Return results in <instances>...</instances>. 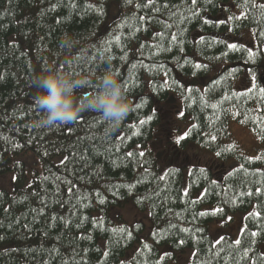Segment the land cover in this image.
I'll list each match as a JSON object with an SVG mask.
<instances>
[{"label": "trees", "instance_id": "16d2710c", "mask_svg": "<svg viewBox=\"0 0 264 264\" xmlns=\"http://www.w3.org/2000/svg\"><path fill=\"white\" fill-rule=\"evenodd\" d=\"M108 62L131 104L119 129L92 110L39 123L35 73L74 66L86 95ZM263 71L264 0H0V178L11 185L0 186V264H185L187 250L188 264H264ZM172 99L177 129L159 159V108ZM190 146L215 158L178 162ZM130 206L147 212L145 235L116 210ZM234 214L237 240H213L212 224Z\"/></svg>", "mask_w": 264, "mask_h": 264}, {"label": "clouds", "instance_id": "9594fccd", "mask_svg": "<svg viewBox=\"0 0 264 264\" xmlns=\"http://www.w3.org/2000/svg\"><path fill=\"white\" fill-rule=\"evenodd\" d=\"M62 43L71 50L72 38L68 33L62 36ZM96 84L86 95L78 90L88 79L74 66L60 67L55 63L45 65L31 78L35 88V105L41 110L39 123L57 125L78 118L88 110L101 113L108 131L119 129L128 114L131 104L120 74L108 62L102 72L95 74Z\"/></svg>", "mask_w": 264, "mask_h": 264}, {"label": "rangeland", "instance_id": "374dc122", "mask_svg": "<svg viewBox=\"0 0 264 264\" xmlns=\"http://www.w3.org/2000/svg\"><path fill=\"white\" fill-rule=\"evenodd\" d=\"M113 11V10H112ZM111 11V12H112ZM264 74V72L262 73V75ZM179 107V103L172 100H168L166 101L164 104L160 105V112L162 115V124L161 127L158 129L157 131V135H156V142L153 145V148L155 149V151L158 154L159 159H165L167 157V147L169 148V140L172 141L173 143V135L177 129L176 127V123H175V118H174V113L177 112ZM186 128H184L185 130ZM231 130H232V134L234 136V138H236L240 143H242L245 148H247L248 150H255L259 147V144L256 143L257 140L256 138L247 130H245L244 128H241L238 125L233 124L231 126ZM202 151L205 153H202ZM201 152L195 148V147H187L183 152H179L177 153L174 157L178 162H186V163H199V162H194L193 160H196L195 153H199V159L202 162V164L204 163H211V158H215L214 155L206 150H202ZM178 155V158H177ZM207 155V156H206ZM33 158V155L31 153H29L27 156H24L23 159H26L27 161H31V159ZM193 158V159H192ZM174 159V158H173ZM198 161V160H197ZM5 176H12V174L9 175H5ZM4 177V176H3ZM3 178H0V186L2 188L5 189H10L11 185L10 183H5L4 181L7 180V177H5L3 180ZM118 211H121L122 216H123V221L126 224H131L133 221L135 220H140L144 223L145 225V232L143 235H145L147 233V231L150 229V221L147 215V212H139V211H135L134 208L132 206L127 207L126 209H116ZM123 210V211H122ZM138 214H137V213ZM142 213H145L147 215V221H145L144 219H142L139 214L141 215ZM143 214V215H145ZM116 215H118V212H113V216L116 217ZM138 215V216H137ZM244 214H234V215H229L228 217H226L224 220H221L219 222L213 223L212 224V234L215 236L213 238V240H217V236H220L222 234L224 235H229L232 238H234L235 240H237L238 238V234L239 231L242 227V221H241V217L243 218ZM137 218H133L136 217ZM240 217V218H238ZM130 218H133L132 220H129ZM230 218H233V221H230ZM224 221V222H223ZM226 223V224H225ZM225 225H227L225 227ZM189 256H188V260L185 264H188L189 259L191 258L192 255V250H187Z\"/></svg>", "mask_w": 264, "mask_h": 264}, {"label": "water", "instance_id": "95a60500", "mask_svg": "<svg viewBox=\"0 0 264 264\" xmlns=\"http://www.w3.org/2000/svg\"><path fill=\"white\" fill-rule=\"evenodd\" d=\"M263 81H264V76H263Z\"/></svg>", "mask_w": 264, "mask_h": 264}]
</instances>
